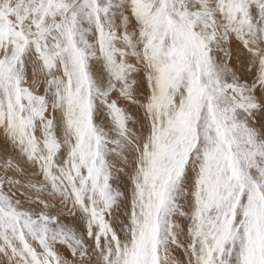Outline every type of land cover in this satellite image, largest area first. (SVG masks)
Wrapping results in <instances>:
<instances>
[{"label":"snow or ice","instance_id":"6c2138e0","mask_svg":"<svg viewBox=\"0 0 264 264\" xmlns=\"http://www.w3.org/2000/svg\"><path fill=\"white\" fill-rule=\"evenodd\" d=\"M0 264H264V0H0Z\"/></svg>","mask_w":264,"mask_h":264}]
</instances>
